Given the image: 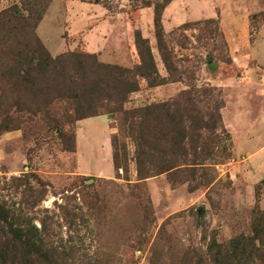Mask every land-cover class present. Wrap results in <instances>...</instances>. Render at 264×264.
<instances>
[{
  "label": "rangeland",
  "instance_id": "rangeland-1",
  "mask_svg": "<svg viewBox=\"0 0 264 264\" xmlns=\"http://www.w3.org/2000/svg\"><path fill=\"white\" fill-rule=\"evenodd\" d=\"M22 3L32 31L19 24L0 32V247L10 250L12 222L40 231L46 256L22 257L15 247L7 264H217L232 241L239 249L230 264H264V0H0V13H22ZM137 32L163 83L137 77L122 112L165 103L189 115L166 171L154 144L137 165L121 111L97 109L67 124L71 103L50 102L52 86L22 82L9 67L40 44L51 58L94 55L133 70ZM200 120L213 129L197 128Z\"/></svg>",
  "mask_w": 264,
  "mask_h": 264
},
{
  "label": "trees",
  "instance_id": "trees-1",
  "mask_svg": "<svg viewBox=\"0 0 264 264\" xmlns=\"http://www.w3.org/2000/svg\"><path fill=\"white\" fill-rule=\"evenodd\" d=\"M164 1L167 3L169 0ZM155 11L154 25L158 49L164 66L167 70H170L172 60L163 42L158 6H156ZM23 12H27V16ZM30 14L31 10L27 7L25 8V3H22V13L16 7L3 10L0 13V32L4 29H15V25L19 24L22 25V28L32 31L34 25L30 23ZM135 42L141 63L133 70L98 63L94 55L68 53L51 58L38 43L37 48L25 46L27 50L22 52V60L11 61L9 67L12 70L17 69L21 72L22 82L34 84L40 81L52 86L55 94L51 97L50 102L53 100H65V102L71 103V112L67 116L64 115L62 117L63 122L72 124L77 120L97 115L100 113L97 109H104L108 115H113L118 111L122 112V103L125 102L128 94L138 90L137 77L145 79L149 87L163 83L157 78V71L150 50L146 45L147 41L141 37L139 32L135 34ZM101 99L113 102L115 106L109 107L108 105L101 104L99 102ZM170 106L169 104L161 103L133 111L122 112V122L125 131L134 138L136 144V161L138 166L140 163L139 159L144 154V149L154 144L160 148L157 152L161 157L165 158L163 160L165 165L161 168V171L174 167L171 159L167 160L166 156L175 155L173 148L177 142L174 138L184 136L182 129L178 125L182 122L183 115L186 117H189V115L179 109L171 111ZM199 123L200 125L197 127L199 129L207 131L213 129L212 124L210 125L207 121L200 120ZM172 125L177 126L179 129L173 131L175 128ZM173 132H175L173 138L170 139L172 147L168 149L166 148L169 144L167 139H169L170 133ZM67 150L73 152L74 144L68 147ZM202 153L205 156H209L210 154L205 149L202 150ZM112 159L116 169L122 168L119 164V152L116 146H114ZM262 186L264 187V180L262 181ZM6 219L4 217L5 222ZM263 219L264 211L259 220ZM8 225L9 229L6 239L8 243H11V246L10 250H8V247L4 249L0 247V264H7L6 258L10 252L12 260L14 259L15 251L17 250L15 247L22 249V257L24 255H32L44 258L46 256V250L43 249L44 237L40 231L35 228V232H32L20 225L13 227L12 222ZM242 240V243L246 246L250 245L249 239ZM229 246L232 251L229 249H223V252L220 251L221 253H218L220 257L214 259L215 263L230 264L231 259H233L231 253L233 250H238L239 248L235 241L230 242ZM12 260L10 264H17ZM22 264L30 263L24 261Z\"/></svg>",
  "mask_w": 264,
  "mask_h": 264
}]
</instances>
